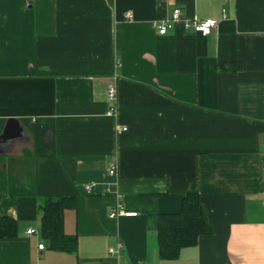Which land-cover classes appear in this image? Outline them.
<instances>
[{"label": "crops", "instance_id": "obj_1", "mask_svg": "<svg viewBox=\"0 0 264 264\" xmlns=\"http://www.w3.org/2000/svg\"><path fill=\"white\" fill-rule=\"evenodd\" d=\"M188 192L210 231L160 258L157 216ZM55 196L76 199L72 251L39 233ZM3 216L0 264H264V0H0Z\"/></svg>", "mask_w": 264, "mask_h": 264}, {"label": "trees", "instance_id": "obj_2", "mask_svg": "<svg viewBox=\"0 0 264 264\" xmlns=\"http://www.w3.org/2000/svg\"><path fill=\"white\" fill-rule=\"evenodd\" d=\"M221 70L226 69L223 64ZM234 69L233 63L228 66ZM72 196L46 197L40 205V236L47 240L49 247L59 251H72L75 247V235L63 230V212L67 207H75ZM0 228L7 237L16 234V222L9 217H0ZM205 212L195 192L182 196L180 208L176 212L160 213L157 216L156 241L160 258L175 259L184 247L193 246L199 235L209 233Z\"/></svg>", "mask_w": 264, "mask_h": 264}, {"label": "built area", "instance_id": "obj_3", "mask_svg": "<svg viewBox=\"0 0 264 264\" xmlns=\"http://www.w3.org/2000/svg\"><path fill=\"white\" fill-rule=\"evenodd\" d=\"M125 17L127 19L132 18V14L130 12L125 13ZM181 14L179 9H174L170 15L169 18H165L164 20L160 22H152L153 28L157 30L159 34H165L169 29L173 27L175 22L181 20ZM217 19L212 18V19H198L196 17L191 18L189 21L185 22L186 27L192 28L194 31L200 33L203 36H207L211 33V31L216 27L217 25ZM118 65V64H117ZM106 98L109 101H113L115 99V88L113 86H109L106 92ZM124 129V128H123ZM109 175L114 174V169L113 167L109 168L108 170ZM96 183L94 182H89L83 185V190L85 193H91L93 191L94 186ZM134 212H127L124 209L123 204H116L114 210L109 214L110 218H114L116 216H134ZM26 234H34L36 233L33 228H28L25 231ZM120 246V244H117L116 248L109 247L108 252L109 253H117V249ZM38 248L42 249L43 244L39 243ZM139 264H151V263H139Z\"/></svg>", "mask_w": 264, "mask_h": 264}]
</instances>
